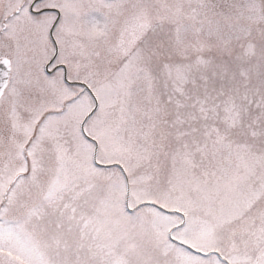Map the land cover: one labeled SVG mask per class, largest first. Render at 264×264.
<instances>
[{
    "label": "snow or ice",
    "instance_id": "obj_1",
    "mask_svg": "<svg viewBox=\"0 0 264 264\" xmlns=\"http://www.w3.org/2000/svg\"><path fill=\"white\" fill-rule=\"evenodd\" d=\"M0 264H264V0H0Z\"/></svg>",
    "mask_w": 264,
    "mask_h": 264
}]
</instances>
